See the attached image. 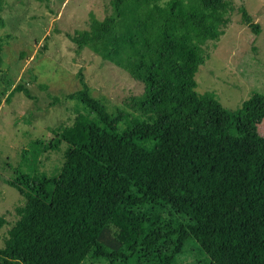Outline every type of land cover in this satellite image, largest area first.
Masks as SVG:
<instances>
[{
  "label": "trees",
  "instance_id": "1",
  "mask_svg": "<svg viewBox=\"0 0 264 264\" xmlns=\"http://www.w3.org/2000/svg\"><path fill=\"white\" fill-rule=\"evenodd\" d=\"M108 5L103 18L89 13L87 28L67 38L125 71L142 91L108 111L78 71L80 87L66 95L76 104L71 123L52 129L46 143H28L33 159L63 144L60 164L46 174L26 163L27 171L17 166L5 180L22 203L0 264H83L87 256L177 264L189 240L204 253L202 264H264V134L257 129L264 94L253 90L230 110L195 90L203 45L228 23L227 2ZM241 17L256 34L243 8ZM20 90L30 97L20 84L12 88ZM173 213L180 219L168 218ZM5 223L0 215V228Z\"/></svg>",
  "mask_w": 264,
  "mask_h": 264
},
{
  "label": "rangeland",
  "instance_id": "2",
  "mask_svg": "<svg viewBox=\"0 0 264 264\" xmlns=\"http://www.w3.org/2000/svg\"><path fill=\"white\" fill-rule=\"evenodd\" d=\"M109 0H4L0 10V247L6 230L17 218L15 207L22 197L5 180L13 169L50 174L61 162L63 144L56 150L30 156L28 143L50 139L52 129L69 125L75 115L74 100L66 98L80 87L79 74L89 94L99 98L108 111L125 108L129 97L142 91V84L125 71L102 60L89 49H77L67 33L87 28L89 13L97 19L109 11ZM164 0H159L162 3ZM228 23L216 41H207V57L194 74L195 90L211 93L233 110L251 91L264 94V0H225ZM244 9L258 24L254 34L241 17ZM25 87L12 91L15 85ZM79 110V109H78ZM264 134V118L257 126ZM167 218V213L161 212ZM172 220L180 217L172 214ZM105 233L104 242L111 238ZM204 253L189 240L177 254V264H202ZM83 264H122L87 256ZM145 264V263H141Z\"/></svg>",
  "mask_w": 264,
  "mask_h": 264
}]
</instances>
